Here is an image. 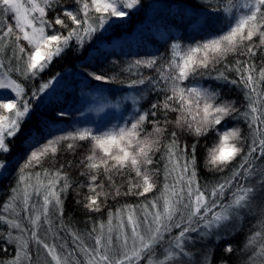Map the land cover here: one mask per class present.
I'll return each mask as SVG.
<instances>
[{"label": "snow or ice", "instance_id": "snow-or-ice-1", "mask_svg": "<svg viewBox=\"0 0 264 264\" xmlns=\"http://www.w3.org/2000/svg\"><path fill=\"white\" fill-rule=\"evenodd\" d=\"M73 2L69 8L65 0H0V90L14 93L13 99H0V157L11 153L9 141L18 135L29 150L0 205V251L7 254L0 264H211L216 244L231 240L257 209L256 230L239 248L225 243L224 252L236 254L234 264H264V0H197L208 8L190 25L200 39L173 42L167 57L136 59L124 69L136 77L127 88L139 91L109 106L129 103L128 119L103 130L78 127L47 138L54 120L42 119L39 131L23 126L31 120L30 101L52 81L31 96L22 81L38 77L73 42L82 49L108 31L113 18L123 20L141 5V0ZM229 56L235 59L229 62ZM88 75L115 82L97 72ZM198 79L241 90L243 111L220 88L204 87ZM149 94L157 98L143 109ZM228 121H243L247 134ZM210 131L216 139L205 149L204 168L227 175L201 183L198 146ZM185 134L194 138L191 144L181 143ZM83 141H90L89 152L76 167L86 182L76 184L56 161L62 149L74 153ZM10 168L0 158V177ZM85 188L76 203L90 213L108 211L106 219L90 217V227L80 230L66 220L65 201L69 190L79 197ZM121 196L145 199L108 207ZM217 264L229 261L222 257Z\"/></svg>", "mask_w": 264, "mask_h": 264}, {"label": "trees", "instance_id": "trees-1", "mask_svg": "<svg viewBox=\"0 0 264 264\" xmlns=\"http://www.w3.org/2000/svg\"><path fill=\"white\" fill-rule=\"evenodd\" d=\"M73 0H65V7H74ZM195 10V11H194ZM208 8L197 0H141V5L134 12L129 10V16L123 20L113 18L112 27L108 31L97 33L90 41H88L82 49H78L73 42L70 47L60 57L53 59L43 73L38 77L28 81H22L26 95L31 96L33 90H38L42 83L49 80L58 79V85L53 90V93L46 95V92L40 93L39 98L30 101L33 110L30 113L31 120L24 126V130L36 128L39 131V123L42 119L54 120L53 131L47 134V138L62 134L64 132L74 131L81 127L88 119L94 122L96 130H103L108 126L122 124L128 119L129 113L132 111L129 103H126L120 113H111L103 118L95 119L92 116L84 118L85 109L88 104L87 97L90 98L93 94H99L108 99L116 101L117 97L124 95H134L139 89L133 90L127 88V83L135 79L130 73L124 71L129 63L136 59H147L151 56L169 55V47L173 42L190 43L196 39H200V35H193V30L190 27L192 20L197 13L207 12ZM215 31V29H213ZM235 58L228 57L229 62ZM244 59V57H240ZM256 63L260 66V53H257ZM115 61V63H113ZM219 67H222L219 66ZM145 75H154L151 70L142 69ZM88 72H97L104 75L110 80L115 78V82L95 81ZM235 78V73H230ZM20 80L19 77H15ZM196 83L202 84L204 87L211 86L220 88L222 95L230 100L236 101L237 107L243 111L245 104L243 92L235 87L221 86L215 81L198 79ZM11 94H0V99H13ZM157 97L149 94L143 101L141 107L147 109ZM66 111L67 116L61 118L56 117L55 113ZM175 114L171 113L170 117L174 118ZM229 127L239 125L244 134L248 132L247 125L243 121H228ZM147 130L151 131V125L147 126ZM173 130L172 126L168 127V134ZM181 143L187 141L191 144L193 137L181 135ZM216 139L215 132H209L206 137L200 139L198 146V167L199 180L201 183L214 182L221 176L227 173H212L204 168L205 149L210 146ZM22 135L13 138L9 143L12 151L6 157H0L11 162V168L8 174L0 177V205H2L10 196V189L16 183V172L19 164L23 163L28 155V148L23 145ZM43 142V141H42ZM82 145L78 147L74 153L66 150H61L57 155L56 167L61 164L65 165L64 171L68 172L73 181L86 182V178L80 175L82 168L76 167L80 161L88 154L90 141L80 142ZM159 159V154H157ZM72 162V167H67V162ZM51 165L46 162L45 167ZM162 167V164H161ZM162 182L163 177L161 176ZM76 184L73 187H76ZM81 196H77L75 191L69 190L65 201V218L75 228L84 230L90 227V217L107 218L108 208H105L101 213H90L83 208L82 204H77V199L82 200L83 194H86L87 189H81ZM149 196L154 193L148 194ZM144 197L121 196L117 200H109L108 207L115 210L122 204H136ZM259 219V209L257 216L246 217L242 229L234 233L231 240L221 241L215 246V255L211 258V264H217L221 258L229 261V264H234L237 259L235 253L228 255L224 252L225 243H231L237 248L242 246L245 236L249 231H255L252 228L254 222ZM63 235V233L61 234ZM67 239H71L67 237ZM199 247V245H198ZM203 251V249H202ZM7 254L0 251V257H5ZM197 256V261H199Z\"/></svg>", "mask_w": 264, "mask_h": 264}, {"label": "rangeland", "instance_id": "rangeland-1", "mask_svg": "<svg viewBox=\"0 0 264 264\" xmlns=\"http://www.w3.org/2000/svg\"><path fill=\"white\" fill-rule=\"evenodd\" d=\"M137 9H133L131 11H136ZM58 85V79H54L52 80V87L49 88L48 90H46V95H50L53 93V90L57 87ZM0 94H11L14 96V93H11L10 90H0ZM128 95H124V96H129ZM88 99V104L87 107L85 109V113H84V118L88 117V116H92L95 119L97 118H103L106 117L107 115L111 114V113H120L122 112L123 107L125 106L124 103L123 106L119 109L110 107L109 105H114L116 104L121 98L117 97L116 101H113V99H108L106 100L105 97L99 95V94H93L89 97H87ZM89 118V117H88ZM81 127H91L94 130H96V126L94 124L93 121H91V119L89 118L88 121H86Z\"/></svg>", "mask_w": 264, "mask_h": 264}]
</instances>
